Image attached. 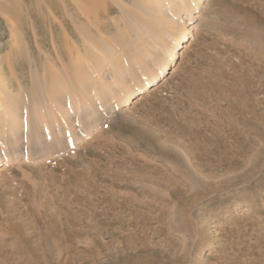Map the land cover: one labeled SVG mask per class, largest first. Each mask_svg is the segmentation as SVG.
I'll list each match as a JSON object with an SVG mask.
<instances>
[{
	"label": "rangeland",
	"instance_id": "1",
	"mask_svg": "<svg viewBox=\"0 0 264 264\" xmlns=\"http://www.w3.org/2000/svg\"><path fill=\"white\" fill-rule=\"evenodd\" d=\"M11 2L0 264H264V0Z\"/></svg>",
	"mask_w": 264,
	"mask_h": 264
},
{
	"label": "bare ground",
	"instance_id": "2",
	"mask_svg": "<svg viewBox=\"0 0 264 264\" xmlns=\"http://www.w3.org/2000/svg\"><path fill=\"white\" fill-rule=\"evenodd\" d=\"M12 0H5V1H2V3H0V9L1 10H3V12L4 11H6V12H4V13H7L10 9H8L7 8V2H10L11 3V5H12V2H11ZM9 3V4H10ZM10 7V6H9ZM13 7V6H12ZM11 8V7H10ZM12 10V9H11ZM10 10V11H11ZM18 10V8H15V11H17ZM87 12H90L91 11V8H86L85 9ZM13 12H14V10H12ZM13 12H11V13H13ZM8 14V13H7ZM9 15H11V14H9ZM13 17V16H12ZM9 18H11V17H9ZM13 19H15V18H13ZM11 20V19H10ZM12 22V21H11ZM0 33H1V31H0ZM180 44V42L178 41V40H176V42H175V45H179ZM172 56H173V54L170 56V58H169V61L172 59ZM164 71V68H163V70H162V72ZM152 84H154V82L153 83H146V84H144L142 87H140L139 89H140V92H145V91H147V90H149V88L152 86ZM129 99V98H128ZM127 102V101H126Z\"/></svg>",
	"mask_w": 264,
	"mask_h": 264
}]
</instances>
